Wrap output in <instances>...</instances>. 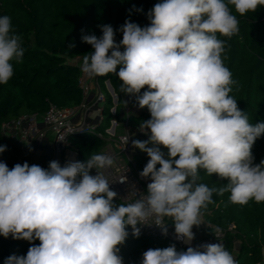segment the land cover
I'll list each match as a JSON object with an SVG mask.
<instances>
[{
	"label": "clouds",
	"instance_id": "obj_1",
	"mask_svg": "<svg viewBox=\"0 0 264 264\" xmlns=\"http://www.w3.org/2000/svg\"><path fill=\"white\" fill-rule=\"evenodd\" d=\"M261 6L264 0H161L147 13L150 25L126 20L120 26L119 43L109 24L99 26V37L81 36L92 46L83 55L82 73L89 78L116 74L120 91L150 112V119L140 123L148 139H134L132 146L150 158L139 175L151 182L134 202L117 205L118 193L101 171L113 166L110 154L64 166L53 160L47 169L27 162L9 169L0 161V236L40 242L26 255L8 256L4 264H124L119 253L129 236L127 226L139 238L138 225L155 217L154 225L167 236L163 218L168 217L176 239L190 245L193 227L214 203L213 193H230L229 202L242 206L264 202V159L254 164L252 153L264 135V122L250 123L229 95L237 82L224 63L225 41L218 38L239 32L236 14ZM24 52L11 17L0 16V84L12 78V62L22 63ZM6 150L0 145V153ZM202 170L227 183L219 188L199 183ZM141 264L238 261L222 243L180 251L172 244L146 250Z\"/></svg>",
	"mask_w": 264,
	"mask_h": 264
},
{
	"label": "trees",
	"instance_id": "obj_2",
	"mask_svg": "<svg viewBox=\"0 0 264 264\" xmlns=\"http://www.w3.org/2000/svg\"><path fill=\"white\" fill-rule=\"evenodd\" d=\"M156 3L159 1L0 0V16L11 17L13 28L22 37V47L25 49L23 62H12V78L7 84H0V128L3 122L24 114L37 113L42 116L50 104L59 108L78 106L82 102L79 86L81 69L75 59L79 58L82 62L83 55L92 51V46L83 43L81 36L94 33L99 37L102 35L99 26L109 24L114 28L115 39H118L122 36L118 29L126 20L144 27L148 21V11ZM141 8L143 11L136 10ZM236 15L239 32L231 38L218 34V38L225 41V52L222 54L224 63L231 71L233 80L237 82L232 85L229 95L237 100L239 109L246 113L249 122L255 124L264 122V6L244 16ZM72 43L76 46L69 48ZM95 78L99 82L100 79L109 80L120 98L126 95L120 91L122 81L116 74ZM146 90L145 87L141 93ZM132 97L134 104H137L135 96ZM111 101L108 97L103 116ZM111 107L112 104L109 109ZM142 110L139 117L130 120L132 126H140L142 121L150 119L148 109L145 107ZM110 120L105 124L104 117L99 128L104 130ZM72 140L79 152V161L98 154L107 143V140L90 134L76 135ZM0 145L7 146V150L0 153V157L7 160H16L19 157L18 148L1 134V130ZM161 150L167 153L163 147ZM252 153L254 164H259L264 159V135L256 140ZM149 159L145 153L137 155L135 162L143 170ZM200 176L198 182L206 183L209 187L219 188L227 183V180H221L215 174L208 176L203 170ZM229 195L227 192L222 196L213 193L214 203L203 210L202 217L217 229L227 230L234 225V231L228 232L225 238L226 250L238 264H258L262 260L264 249V202L249 201L242 206L230 203ZM207 232L209 236L212 235L211 230ZM39 243V240L29 242L15 240L11 236H0V264H4V260L12 254L26 255L29 247ZM172 244L176 245L178 251L185 250L167 238H135L129 233L119 254L123 257L124 264H141L142 254L146 250L162 249Z\"/></svg>",
	"mask_w": 264,
	"mask_h": 264
},
{
	"label": "built area",
	"instance_id": "obj_3",
	"mask_svg": "<svg viewBox=\"0 0 264 264\" xmlns=\"http://www.w3.org/2000/svg\"><path fill=\"white\" fill-rule=\"evenodd\" d=\"M158 1L161 2V0ZM148 25H150L149 20L145 26ZM121 39L122 36L116 39V42L119 43ZM75 63L81 69L82 62L79 58L75 59ZM79 86L82 92V102L78 106L59 108L50 104L42 116L37 113L24 114L16 119L3 122L0 128L1 134L14 143L20 154L16 160L0 157V161L6 162L11 168L17 163L27 162L30 166L35 164L47 169L50 161L53 160L64 166L69 160L79 161V152L75 148L72 138L76 135L90 134L107 140L98 154H110L114 158L111 168L101 170L112 183L110 188L118 193L114 203L117 205L132 203L139 198L140 194L146 192L147 184L151 182L150 179L140 177L139 173L142 170L137 166L135 157L141 154L138 149L132 146L134 139L141 141L148 139V135L140 131V126L130 124V120L139 117L143 110L134 104L131 95L126 94L120 98L108 80L105 83V88L112 100L110 109L112 119L109 125L101 130L99 127L104 122L103 108L107 101L102 86L99 80L95 77L89 78L82 71ZM48 135L53 138L50 157L46 163L37 162L34 148L42 145ZM91 174H96L95 169ZM121 178H125L126 182L120 183ZM202 220L203 224L200 228L195 226L193 228L195 238L190 245L176 239L171 218H163V222L168 227L167 236L162 234L160 227L154 225L155 217L147 221L148 225H138V227L141 228L140 236L167 238L185 250L189 246L196 247L207 243L225 245L227 233L233 232L235 229L234 225H231L227 230L217 229L206 222L204 218ZM127 230L131 234V226H127ZM210 230L212 235L209 236L207 231ZM262 255V260L258 264H264V249Z\"/></svg>",
	"mask_w": 264,
	"mask_h": 264
},
{
	"label": "crops",
	"instance_id": "obj_4",
	"mask_svg": "<svg viewBox=\"0 0 264 264\" xmlns=\"http://www.w3.org/2000/svg\"><path fill=\"white\" fill-rule=\"evenodd\" d=\"M53 145V138L51 135H48L45 142L34 148L35 157L37 162L46 163L47 159L50 157V152ZM9 169H11L10 165L7 164Z\"/></svg>",
	"mask_w": 264,
	"mask_h": 264
},
{
	"label": "rangeland",
	"instance_id": "obj_5",
	"mask_svg": "<svg viewBox=\"0 0 264 264\" xmlns=\"http://www.w3.org/2000/svg\"><path fill=\"white\" fill-rule=\"evenodd\" d=\"M108 81V80H107ZM105 83H106V80L105 79H100V84H101V86H102V88H103V92L105 93V95H106V97H107V99H108V97H110V95L108 94V92H107V90H106V88H105ZM110 99H111V97H110ZM106 104V103H105ZM111 104H112V101L110 102V103H108V107H106V112L104 113V117H105V124H107V122H109V120H110V109H109V106H111ZM107 125H105V127H106ZM73 141V140H72ZM75 144V143H74ZM139 150V149H138ZM140 151V154L142 155V154H144L145 152H143V151H141V150H139ZM203 218V217H202ZM202 218H201V221H203L202 220ZM202 224H203V222L199 225V226H195V227H197V228H200L201 226H202Z\"/></svg>",
	"mask_w": 264,
	"mask_h": 264
}]
</instances>
